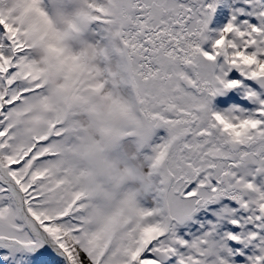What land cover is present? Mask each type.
<instances>
[{
  "label": "snow or ice",
  "instance_id": "snow-or-ice-1",
  "mask_svg": "<svg viewBox=\"0 0 264 264\" xmlns=\"http://www.w3.org/2000/svg\"><path fill=\"white\" fill-rule=\"evenodd\" d=\"M0 264H264V0H0Z\"/></svg>",
  "mask_w": 264,
  "mask_h": 264
}]
</instances>
